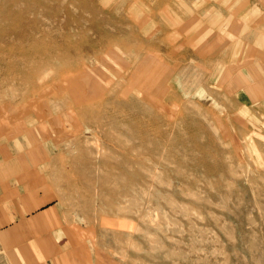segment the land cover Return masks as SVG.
<instances>
[{"label": "rangeland", "instance_id": "rangeland-1", "mask_svg": "<svg viewBox=\"0 0 264 264\" xmlns=\"http://www.w3.org/2000/svg\"><path fill=\"white\" fill-rule=\"evenodd\" d=\"M245 65L264 0H0V264H264Z\"/></svg>", "mask_w": 264, "mask_h": 264}, {"label": "crops", "instance_id": "crops-1", "mask_svg": "<svg viewBox=\"0 0 264 264\" xmlns=\"http://www.w3.org/2000/svg\"><path fill=\"white\" fill-rule=\"evenodd\" d=\"M246 67H248V72H249V75H250V77L252 78V79H263L264 78V71H262L261 69H262V67H260V66H257V67H259V69H260V71L258 72V74L252 69V71H253V74L251 75V71H250V67L249 66H247V65H245ZM257 75V77H255Z\"/></svg>", "mask_w": 264, "mask_h": 264}, {"label": "bare ground", "instance_id": "bare-ground-1", "mask_svg": "<svg viewBox=\"0 0 264 264\" xmlns=\"http://www.w3.org/2000/svg\"><path fill=\"white\" fill-rule=\"evenodd\" d=\"M208 44V43H207Z\"/></svg>", "mask_w": 264, "mask_h": 264}]
</instances>
